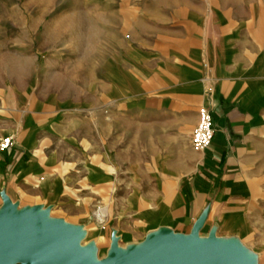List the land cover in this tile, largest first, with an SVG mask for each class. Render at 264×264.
Segmentation results:
<instances>
[{"label":"crops","instance_id":"0c3cea01","mask_svg":"<svg viewBox=\"0 0 264 264\" xmlns=\"http://www.w3.org/2000/svg\"><path fill=\"white\" fill-rule=\"evenodd\" d=\"M179 5L161 32L133 39L115 71V164L130 172L129 185L148 187L127 197L116 236L121 245H140L161 229L188 236L205 216L200 238L213 233L236 242L264 264V4ZM202 106L210 109L214 135L195 152L190 137ZM92 119L101 122V113ZM36 121L30 112L0 107V139H13L0 151V207L5 193L79 223L75 181L102 180L90 155L100 161L105 134L82 131L79 178L73 159L44 154Z\"/></svg>","mask_w":264,"mask_h":264},{"label":"rangeland","instance_id":"374dc122","mask_svg":"<svg viewBox=\"0 0 264 264\" xmlns=\"http://www.w3.org/2000/svg\"><path fill=\"white\" fill-rule=\"evenodd\" d=\"M184 3L241 9L247 4L262 5L264 0H0V107L36 116L44 154L48 152L53 160L73 159L75 177L82 174V131L105 134L100 161L90 155V164L99 168L102 180L88 186L75 181L71 197L79 209V223L58 217L50 205H36L49 208V220L80 229L81 248L91 247L93 261L106 257L112 233L124 225L119 216L127 197L143 195L148 188L129 185L130 172L115 164L116 68L134 38L161 32L162 20L168 13L178 16L179 4ZM98 112L99 123L92 119ZM88 116L90 122L85 120ZM12 203L17 212L34 207L17 200ZM98 207L106 215L101 224L92 215ZM119 246L137 245L119 242Z\"/></svg>","mask_w":264,"mask_h":264},{"label":"water","instance_id":"95a60500","mask_svg":"<svg viewBox=\"0 0 264 264\" xmlns=\"http://www.w3.org/2000/svg\"><path fill=\"white\" fill-rule=\"evenodd\" d=\"M0 207V264H254L233 241L217 239L213 233L200 238L205 216L188 236L161 229L126 252L118 248L113 232L106 257L93 261L92 249L81 248L82 232L61 220H46L49 208L39 206L17 212L5 193Z\"/></svg>","mask_w":264,"mask_h":264},{"label":"built area","instance_id":"2783aa9c","mask_svg":"<svg viewBox=\"0 0 264 264\" xmlns=\"http://www.w3.org/2000/svg\"><path fill=\"white\" fill-rule=\"evenodd\" d=\"M214 135V126L211 118V112L208 106H202L198 109V119L194 126L190 143L195 152H203L210 144ZM13 145L11 137H5L0 140V151L6 150ZM96 222L101 224L105 218L104 208L98 207L92 213Z\"/></svg>","mask_w":264,"mask_h":264},{"label":"bare ground","instance_id":"6f19581e","mask_svg":"<svg viewBox=\"0 0 264 264\" xmlns=\"http://www.w3.org/2000/svg\"><path fill=\"white\" fill-rule=\"evenodd\" d=\"M48 219H49V218L46 217V220H48ZM78 244H79V246H81V245H80V244H81V238L79 239ZM117 245H118V248L121 249V250L124 251V252H126L127 249H128V248H125V249H124V248H121V247L119 246V242L117 243Z\"/></svg>","mask_w":264,"mask_h":264}]
</instances>
